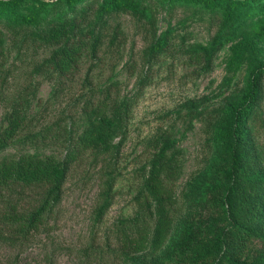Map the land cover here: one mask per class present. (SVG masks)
Wrapping results in <instances>:
<instances>
[{"label": "rangeland", "instance_id": "obj_1", "mask_svg": "<svg viewBox=\"0 0 264 264\" xmlns=\"http://www.w3.org/2000/svg\"><path fill=\"white\" fill-rule=\"evenodd\" d=\"M98 1L84 3L96 7ZM138 3L143 12L120 9L99 17L86 12L75 38L90 39L95 50L82 52L67 73L54 58L58 44L0 22V138L14 129L5 143L0 140V156L36 152L62 159L68 147L78 146L102 103L105 116L123 117L124 123L111 132V151H80L67 167L59 202L36 227L20 231L0 224V264H152L184 223L210 212L203 203L193 206L191 184L213 155V131L224 107L239 96L251 62L264 61V29L248 25L236 30L220 12L198 6ZM164 35L169 46L157 53L152 44ZM214 39L223 42L210 57L200 62L189 57L186 49L208 46ZM256 111L261 120L252 130L264 158V77ZM165 142L172 143L167 153L176 164L171 235L157 251L148 248L124 257L118 230L135 216L136 197ZM108 180L113 183L111 203L97 217ZM40 192L25 189L18 203L29 209ZM4 194L17 200L16 193ZM146 221L152 229L153 209ZM258 248L253 240L248 257Z\"/></svg>", "mask_w": 264, "mask_h": 264}, {"label": "trees", "instance_id": "obj_2", "mask_svg": "<svg viewBox=\"0 0 264 264\" xmlns=\"http://www.w3.org/2000/svg\"><path fill=\"white\" fill-rule=\"evenodd\" d=\"M158 1L167 7L182 4L218 11L224 22L236 30L248 25L264 29V0ZM84 2L0 0V22L27 28L36 38L58 44L54 58L58 69L67 73L74 69L82 52L95 50L90 39L75 38L86 12L93 11L98 17L120 9L143 12L138 0H100L96 7L93 3L86 6ZM222 42V39H214L208 46L195 45L186 51L192 60L200 62L210 57ZM168 46L169 40L164 35L155 38L152 49L161 53ZM263 77L264 61L255 58L239 96L226 104L214 128L213 155L207 167L191 184L193 206L203 203L211 208L210 212L184 223L178 236L152 264H264V158L258 151L252 130L261 120L256 108L262 102ZM125 105L124 114L128 107L127 103ZM104 109L105 103L97 106L94 110L97 119L79 135L78 146L68 147L62 159L36 152L0 156V203L3 207L0 224L14 225L20 231L36 227L59 202L67 167L79 157L80 151L90 148L111 151L114 147L109 138L111 132L120 130L124 123L123 117L111 119L105 116ZM13 131H6L0 138L1 144L11 138ZM171 146V142H165L155 154L144 191L136 197L138 210L132 219L122 222L118 230L124 257L148 248L157 251L171 235L172 210L177 208L176 164L167 153ZM112 186V181L108 180L101 192L97 217L102 216L111 203ZM35 187L41 188L40 196L25 210L18 200L22 199L25 189ZM7 191L16 193L17 200L6 197L4 192ZM151 209L155 215L152 229L146 221ZM253 240L259 242V248L249 258Z\"/></svg>", "mask_w": 264, "mask_h": 264}]
</instances>
